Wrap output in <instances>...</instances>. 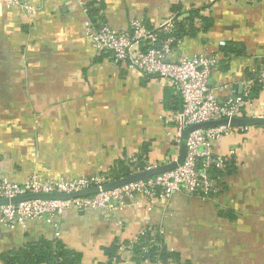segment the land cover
I'll return each instance as SVG.
<instances>
[{
    "label": "crops",
    "instance_id": "1",
    "mask_svg": "<svg viewBox=\"0 0 264 264\" xmlns=\"http://www.w3.org/2000/svg\"><path fill=\"white\" fill-rule=\"evenodd\" d=\"M20 1L32 8L29 15L0 12V178L106 176L119 163L158 166L176 155L174 111L166 104L177 99L180 106L178 94L96 51L83 31L87 7L116 30L133 20L149 29L182 24L174 56L220 52L209 85L220 100L247 87L250 94L252 70L264 67V0ZM228 42L242 53L223 55ZM246 106L247 116H264L261 85ZM212 148L233 151L236 170L215 181L217 192L204 200L182 190L153 202L135 196L112 212L69 210L25 230L0 226V252L59 239L84 264H98L104 247L150 229L178 255L168 264H264V126L234 131ZM117 264L143 263L121 248Z\"/></svg>",
    "mask_w": 264,
    "mask_h": 264
},
{
    "label": "built area",
    "instance_id": "2",
    "mask_svg": "<svg viewBox=\"0 0 264 264\" xmlns=\"http://www.w3.org/2000/svg\"><path fill=\"white\" fill-rule=\"evenodd\" d=\"M2 8H17L27 15L32 12V8L20 0H0V12ZM174 30L172 21L161 28L149 29L141 21L133 20L127 29L116 30L106 24L96 26L90 19L84 22L83 29L96 51L108 54L114 62L125 64L141 76L155 77L176 91L181 100V109L171 115L176 149L172 161L178 155L183 130L207 121L247 116L244 112L249 97L248 87L241 95L231 92L223 100L215 97L209 85L211 73L220 61V52L177 59L171 47ZM252 72L254 76L249 80V85L256 80L264 88V67ZM246 128L226 125L193 130L186 140L185 158L176 169L108 191L101 189L104 184L114 180L107 175L53 179L41 178L33 173L23 181L1 177L0 198L30 193H71L93 187L99 190L93 196L72 200H28L0 206V226L25 230L32 222L69 210L112 212L121 210L135 196L153 202L156 198L168 200L175 192L182 190L204 200L218 189L210 169H222L233 155V151L227 155L214 152L213 142Z\"/></svg>",
    "mask_w": 264,
    "mask_h": 264
},
{
    "label": "trees",
    "instance_id": "3",
    "mask_svg": "<svg viewBox=\"0 0 264 264\" xmlns=\"http://www.w3.org/2000/svg\"><path fill=\"white\" fill-rule=\"evenodd\" d=\"M89 19L96 26L103 24L98 19H95L96 11L92 8H86ZM194 12L190 13V17ZM190 17L187 18V31H191L192 22ZM208 24V23H206ZM174 41L178 40L183 34L185 29L182 24L174 26ZM173 41V43H174ZM221 53L225 56L232 57L242 53V46L235 42H228L221 48ZM263 66V65H262ZM252 75V74H251ZM254 76V74H253ZM252 76V77H253ZM260 84L255 80L250 90L249 96L252 97L258 89ZM248 97V99H250ZM166 106L169 110L177 112L181 109L177 99H169ZM244 114H246L244 112ZM146 160H139L135 164L123 165L119 163L117 168L106 174L111 179H117L131 174L134 171L143 170ZM236 170L235 162L229 159L225 162L222 169L211 168L210 174L217 182L224 176L233 173ZM93 196V195H91ZM121 248L127 249L132 253V257L136 263L143 264H168L170 262H177L178 255L169 251L164 245V240L159 232H152L150 229L142 230L132 241L117 243L104 247L102 253L105 261L98 264H117ZM0 264H84L82 262L81 253L68 248L59 239H38L36 241L27 242L26 244L15 247L13 249L4 250L0 252Z\"/></svg>",
    "mask_w": 264,
    "mask_h": 264
},
{
    "label": "water",
    "instance_id": "4",
    "mask_svg": "<svg viewBox=\"0 0 264 264\" xmlns=\"http://www.w3.org/2000/svg\"><path fill=\"white\" fill-rule=\"evenodd\" d=\"M230 127H250V126H264V116H242L222 118L219 120L207 121L204 123L196 124L185 129L181 133V142L179 145V152L175 160L158 165L155 167H149L129 175L114 179L104 184L101 189L104 191L112 190L128 183L147 180L156 175L172 171L182 164L186 154V140L189 133L199 128H210L219 126ZM98 188L93 187L86 190L75 191L71 193H30L26 195L15 196L12 198H0V206L16 204L28 200H72L76 198L88 197L95 195L98 192Z\"/></svg>",
    "mask_w": 264,
    "mask_h": 264
},
{
    "label": "rangeland",
    "instance_id": "5",
    "mask_svg": "<svg viewBox=\"0 0 264 264\" xmlns=\"http://www.w3.org/2000/svg\"><path fill=\"white\" fill-rule=\"evenodd\" d=\"M171 160H172V158H171ZM162 165V164H161ZM148 167H155V166H148V163H147V161H146V164H145V167H144V169H146V168H148ZM134 172H137V171H134ZM134 172H132V173H134ZM93 212V211H92Z\"/></svg>",
    "mask_w": 264,
    "mask_h": 264
}]
</instances>
